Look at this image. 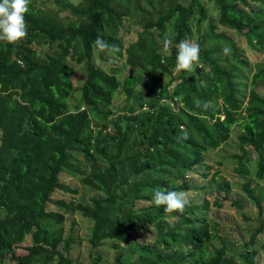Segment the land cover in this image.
I'll list each match as a JSON object with an SVG mask.
<instances>
[{"label": "trees", "instance_id": "obj_1", "mask_svg": "<svg viewBox=\"0 0 264 264\" xmlns=\"http://www.w3.org/2000/svg\"><path fill=\"white\" fill-rule=\"evenodd\" d=\"M44 1L55 10L26 13L25 38L0 40V264H80L70 258L74 239L64 236L71 213L93 222L92 249L111 242L113 264H235L225 243L212 250L219 238L207 226L205 203L168 213L154 204L153 192L203 195L206 186H192L186 176L205 165V154L226 143L234 126L243 152L235 173L248 174L243 159L251 149L254 177L264 179V56L246 73L249 54L254 61L264 55V0ZM125 18L142 31L124 48ZM167 26L173 37L165 52L159 38ZM97 36L119 52H100ZM185 39L200 46L194 71L176 70L175 45ZM43 48L51 53L41 57ZM104 53L133 72L120 82L118 68L103 71L94 55ZM117 91L130 103L119 111L112 105ZM63 172L95 192L89 203L76 202L80 190ZM243 192L263 215L249 182ZM257 223L234 256L243 264H259L255 243L264 220ZM147 227L154 244L140 245L136 232Z\"/></svg>", "mask_w": 264, "mask_h": 264}, {"label": "rangeland", "instance_id": "obj_2", "mask_svg": "<svg viewBox=\"0 0 264 264\" xmlns=\"http://www.w3.org/2000/svg\"><path fill=\"white\" fill-rule=\"evenodd\" d=\"M30 10L41 9L54 11L55 7L50 2L44 0H31L29 5ZM209 7V5H208ZM209 15L213 18L217 16L216 11L209 7ZM59 18L62 22H66L67 19L64 13L59 14ZM124 31H120L119 35L123 36L124 48L130 43L136 40V36L142 31V27L139 25H133L129 18L123 20ZM217 31H220L221 27L217 25ZM173 37V30L167 26L164 35L159 38V41L165 39L170 40ZM41 57L44 56V52L50 54L46 48L41 51ZM264 55L258 56L254 61L251 54L252 68L250 71L246 70V73L252 75L254 73V64L260 62ZM95 64L105 72H109L112 67H116L120 70L117 78L120 82L133 72L131 68L123 66V60L116 56H111L104 53L103 59L94 55ZM147 78V73H141ZM173 74L176 75L177 71L174 70ZM167 76L161 77L162 82L168 81ZM171 90V89H170ZM78 98V94L74 97V100ZM125 104L128 106L130 103L126 102L125 97L117 91L112 105L117 107L119 111ZM73 105H71L72 107ZM119 112L116 111L115 114ZM240 134V129L234 126L230 133L229 140L219 146L215 150H210L205 154V165L195 168L193 172L186 176L188 184L196 187H203L204 194H198L197 191H182L188 195L190 203L206 204L208 208V228H215L218 234L219 240L213 241L212 250L219 248L221 243H225L229 249L230 260L235 264H243L241 260L234 256L239 254L240 248L244 243H247L254 231L258 228L259 223L257 219L264 220V179L257 180L254 177L255 172V159L256 153L251 149L247 150V155L243 159V163L247 167L248 174L239 175L235 173V168L239 165V159L236 158L242 156L243 152L238 146L237 136ZM83 159H79V163L82 164ZM205 166V167H204ZM206 174L204 177L203 175ZM62 178L66 181L70 180L74 187L80 190L79 198H75L76 202L83 199L85 203H89L95 192L86 189L79 182V177H73L67 172L62 173ZM223 182L227 184V189H219L218 183ZM249 182L250 187L253 190V194L257 196L261 201L263 208V215L258 217L257 207L250 202L243 192V183ZM180 184V181L178 182ZM70 199L71 197H64ZM204 198V199H203ZM214 203H218L220 207L215 206ZM149 205V204H148ZM49 210H57L53 205L49 206ZM66 221L63 223L64 236L72 237L74 243L71 247L70 258L73 261H77L80 264H113L116 251L111 248V242L106 241L101 247L92 249L88 240L91 236L93 222L79 213H71L66 215ZM214 224V225H213ZM51 230L57 226L53 224H46ZM28 242L30 238L28 237ZM136 240L140 245L154 244L155 231L151 227H147L146 231L138 229L136 232ZM125 247V245H122ZM61 248V247H60ZM255 249L257 251V257L259 264H264V231L256 236ZM20 252V251H19ZM9 264V263H6ZM33 264H36L34 261ZM49 264H57L51 262Z\"/></svg>", "mask_w": 264, "mask_h": 264}, {"label": "clouds", "instance_id": "obj_3", "mask_svg": "<svg viewBox=\"0 0 264 264\" xmlns=\"http://www.w3.org/2000/svg\"><path fill=\"white\" fill-rule=\"evenodd\" d=\"M31 0H0V40L9 43H16L27 35V23L25 14L30 11ZM172 46V42L165 39L163 42V50L168 52ZM94 47L100 52L117 53L119 47L115 44H109L108 41L97 36L94 41ZM177 49L176 70L194 71L200 57V46L198 43L190 40H181L175 45ZM229 48L223 49L224 54H228ZM205 110L211 106L210 102H204L203 105L196 101V107ZM183 138H187L186 131H183ZM153 202L156 206H164V210L168 213H182L187 206L190 205L188 194L182 191H161L159 189L153 192Z\"/></svg>", "mask_w": 264, "mask_h": 264}]
</instances>
